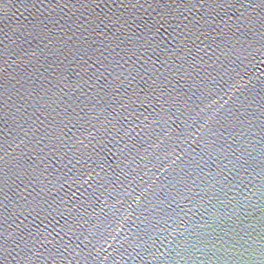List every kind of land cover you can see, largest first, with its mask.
<instances>
[{
  "label": "water",
  "instance_id": "95a60500",
  "mask_svg": "<svg viewBox=\"0 0 264 264\" xmlns=\"http://www.w3.org/2000/svg\"><path fill=\"white\" fill-rule=\"evenodd\" d=\"M0 264H264V0H0Z\"/></svg>",
  "mask_w": 264,
  "mask_h": 264
}]
</instances>
